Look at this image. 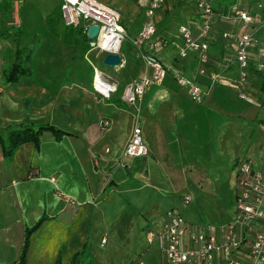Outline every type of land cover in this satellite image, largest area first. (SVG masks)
<instances>
[{
  "label": "crops",
  "instance_id": "obj_1",
  "mask_svg": "<svg viewBox=\"0 0 264 264\" xmlns=\"http://www.w3.org/2000/svg\"><path fill=\"white\" fill-rule=\"evenodd\" d=\"M211 1L223 7V1ZM236 1L250 14L251 6ZM104 4L117 10L124 33L122 65L113 68L114 77L105 70L117 84L108 97L91 86L93 68L104 69L97 64L102 56L87 57L91 50L82 23L72 27L60 21L57 29L53 21L55 40L68 34L73 47H54L47 62L33 59L32 75L13 86L4 83L2 70L14 59L15 42L0 39V128L50 122L71 132L55 140L45 130L38 148L25 142L10 157L0 143V264H17L25 227L43 214L48 218L31 232L25 264H167L159 239L167 210H176L186 224L223 225L233 216L236 159L249 156L264 169V157L254 152L264 142L258 70L250 64L247 81L238 88L236 66L221 65L231 51L221 33L240 31V21H214L207 54L218 61H210L199 74L195 56L180 55L176 31L184 23L196 33L195 5L163 0L152 18L153 46L142 49L167 72L135 105H128L119 99L122 86L151 73L135 57L124 64L130 41L146 20V0ZM10 38L12 54L6 56ZM211 72L218 74L215 79ZM176 74L199 85L200 101L189 98ZM102 120L108 125L102 127ZM133 124L140 126L146 154L127 158L122 150Z\"/></svg>",
  "mask_w": 264,
  "mask_h": 264
},
{
  "label": "built area",
  "instance_id": "obj_2",
  "mask_svg": "<svg viewBox=\"0 0 264 264\" xmlns=\"http://www.w3.org/2000/svg\"><path fill=\"white\" fill-rule=\"evenodd\" d=\"M192 1L198 13L199 24L195 34L186 24H177L176 31L181 41L180 55L192 53L199 63L198 73L204 74L206 69L203 65L208 60L207 35L214 21L216 19L226 22L240 21V31L221 33V38L229 42L231 47L221 65L225 68L229 65L236 66L234 85L242 88L247 81L250 64L258 71L264 70V0H257L256 7L260 10L258 17L239 8L237 1L228 9L219 11L213 8L211 0ZM162 2L163 0H146L144 10L146 20L130 41V53L148 66L151 73L141 75L122 86L119 99L125 104L135 105L141 95L151 85L158 84L167 72V68L158 58L142 49L143 45L153 46L155 26L152 18ZM14 3L16 5L18 0ZM60 12L62 23L66 26L73 27L82 23V30L85 33L89 24H97V35L105 30L104 36H113L116 44L115 52L111 53L119 54L122 59L120 50L124 33L119 25L117 10L99 0H60ZM255 25L257 31H254ZM257 33H260V36H257ZM251 50L255 52L253 60ZM209 75L215 79L218 74L211 72ZM175 76L187 87L189 98L196 102L200 101L199 85L194 80L178 74ZM91 86L96 91H98L96 87L104 88L106 93L98 92L108 97L109 93L116 90L117 84L110 80L104 70L93 68ZM100 125L107 126V120H102ZM145 154L146 148L142 142L140 126L133 124L122 156L134 158ZM234 173L233 216L225 224L215 228L210 225H190L186 224L174 209L164 213L159 239L167 264H264V169L257 166L251 157L242 156L235 161ZM51 180L53 181V178ZM185 240L187 245L184 243Z\"/></svg>",
  "mask_w": 264,
  "mask_h": 264
},
{
  "label": "trees",
  "instance_id": "obj_3",
  "mask_svg": "<svg viewBox=\"0 0 264 264\" xmlns=\"http://www.w3.org/2000/svg\"><path fill=\"white\" fill-rule=\"evenodd\" d=\"M14 1L15 0H0V39L11 37L15 42L14 59L12 62L5 64L2 70V79L8 86L15 85L21 77H30L32 75L30 60L34 49L40 44V39L38 36L35 38L33 37L30 40H26L23 43L21 42V39L23 37L21 35L22 27L21 25H15L13 20ZM221 1H223V7L218 8L213 6L215 10H226L232 3L236 2V0H226L227 3H225V0ZM259 12L260 10L257 9L255 4L250 7V15L258 17ZM47 21V28L50 32L53 33V23L51 22L52 20L48 18ZM256 35L260 36V33H257ZM87 48L88 45L85 44L84 50ZM131 56L134 57L129 51L125 53L124 64ZM210 61L217 62L218 60L216 61L215 59H212L208 56L207 62L203 65L205 69L210 67ZM221 61L223 62L224 60L222 59ZM257 74L259 75L260 79L258 91L259 94L263 96L264 70L258 71ZM115 101L119 100L116 99ZM45 130L51 131L55 140H59L64 135H71V132L59 128L50 122L37 124L21 123L16 126L2 127L0 128V143L3 146L4 154L7 157H10L15 152V150L25 142H32L34 143L35 147L38 148L40 144V134ZM46 218H48V216L43 214L32 226L25 227L22 250L17 264H25V254L28 248L30 234Z\"/></svg>",
  "mask_w": 264,
  "mask_h": 264
},
{
  "label": "rangeland",
  "instance_id": "obj_4",
  "mask_svg": "<svg viewBox=\"0 0 264 264\" xmlns=\"http://www.w3.org/2000/svg\"><path fill=\"white\" fill-rule=\"evenodd\" d=\"M104 3H114V0H100ZM246 7L252 6L255 1L253 0H243L242 1ZM127 3V2H125ZM15 4V3H14ZM50 18L53 23L56 22L57 25L55 28L58 29V23L61 20V12H60V3L58 0H20L16 5H14V13H13V20L15 25H21V35L23 36L21 39V42H25L26 40H30L33 37H39L40 40H42L41 45L36 47L35 53L33 52L31 57V65L34 63L33 59H36L38 62V59H49V53L52 52L51 58L53 59V48L54 47H60L67 48V50L70 49V46L73 47V44L69 41L68 34H62L61 36H56V39L53 37V33H50L47 30V19ZM124 19V18H122ZM123 21V20H121ZM60 37V40H59ZM67 38V39H66ZM8 44H6V47L3 50L4 55L11 56L12 54V39L10 38L7 40ZM66 45V46H65ZM90 53L87 55V57L90 60H96V58H99L103 52L98 51L96 49H91V46L89 45ZM76 53L79 51L78 49H73ZM123 52H125V48L123 46ZM102 53V54H100ZM77 55L80 56V53ZM83 57V56H82ZM84 58V57H83ZM47 64V63H46ZM100 67L106 70L108 74L111 76L116 75V71L113 70V67H108L105 65H102L101 62H98ZM98 66V67H99ZM251 74H255V72L251 71ZM250 82V81H249ZM256 134V133H255ZM264 139V138H263ZM262 148H258L256 146V152L257 157L263 158L264 157V142L261 143ZM254 161V160H253ZM255 163V162H254ZM256 164V163H255Z\"/></svg>",
  "mask_w": 264,
  "mask_h": 264
},
{
  "label": "water",
  "instance_id": "obj_5",
  "mask_svg": "<svg viewBox=\"0 0 264 264\" xmlns=\"http://www.w3.org/2000/svg\"><path fill=\"white\" fill-rule=\"evenodd\" d=\"M98 31V25L97 24H89L87 26L85 35L86 38L89 40L90 46H93V39L96 38ZM101 64L108 66V67H117V65H122V59L121 56L117 53H103L101 58Z\"/></svg>",
  "mask_w": 264,
  "mask_h": 264
},
{
  "label": "bare ground",
  "instance_id": "obj_6",
  "mask_svg": "<svg viewBox=\"0 0 264 264\" xmlns=\"http://www.w3.org/2000/svg\"><path fill=\"white\" fill-rule=\"evenodd\" d=\"M105 30H102L98 33L96 39L94 40V46L91 49H96L98 51H101L103 53L107 52H115V39L114 37H107V35H103ZM102 54V53H100ZM120 67V65H117L116 68ZM96 86V81H95ZM98 91H101L103 93H106V90L104 88L96 87Z\"/></svg>",
  "mask_w": 264,
  "mask_h": 264
}]
</instances>
